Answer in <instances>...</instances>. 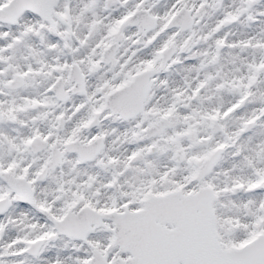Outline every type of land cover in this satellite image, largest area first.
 Wrapping results in <instances>:
<instances>
[{
  "label": "snow or ice",
  "instance_id": "snow-or-ice-1",
  "mask_svg": "<svg viewBox=\"0 0 264 264\" xmlns=\"http://www.w3.org/2000/svg\"><path fill=\"white\" fill-rule=\"evenodd\" d=\"M0 264H264V0H0Z\"/></svg>",
  "mask_w": 264,
  "mask_h": 264
}]
</instances>
